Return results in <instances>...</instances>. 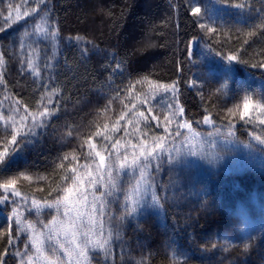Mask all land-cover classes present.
Returning a JSON list of instances; mask_svg holds the SVG:
<instances>
[{
    "label": "trees",
    "instance_id": "1",
    "mask_svg": "<svg viewBox=\"0 0 264 264\" xmlns=\"http://www.w3.org/2000/svg\"><path fill=\"white\" fill-rule=\"evenodd\" d=\"M30 1L0 0V152L7 151L0 164V184L15 175L32 179L20 180L8 190L0 188V197H8L0 202L3 264H18L16 247L22 248L27 240H20L14 209L47 211L48 203L80 185L79 181L73 185L77 174H85L83 183L92 179L88 171L99 179L96 152L108 165L133 145L135 150L141 145L154 147L169 135L168 123L155 113L165 105L163 97H154L156 88L177 87L176 101H169L183 108L188 133L210 131L205 118L212 115L214 102L209 97L220 84L219 91L230 101L247 97L264 105V0H215L221 24L210 36L203 33L189 0ZM41 5L51 31H56L57 45L37 64L38 54L21 52L18 30L24 25L26 7ZM197 42L206 47L213 64L232 67L235 81L211 82L202 92L194 87ZM232 56L236 59L230 60ZM150 95L157 107L151 106ZM45 108L49 111L41 117ZM261 113L264 116V110ZM180 125L177 131L182 130ZM246 130L264 138V126L258 122L238 125L236 138L249 142ZM14 134L16 144L11 142ZM161 162L150 176L163 198L161 216L148 208L137 215L117 210L106 214L114 243L107 263L126 264L129 253L139 264H169L176 252L184 259L180 264L229 260V254L219 256L211 245L220 232L216 220L224 215L226 199L218 205L214 197L188 199L183 186L173 180L167 160ZM221 170L222 176L233 174L230 168ZM247 178L242 171L229 180L234 184L240 180L241 188ZM14 191L21 195H12ZM236 261L252 263L248 254Z\"/></svg>",
    "mask_w": 264,
    "mask_h": 264
},
{
    "label": "rangeland",
    "instance_id": "2",
    "mask_svg": "<svg viewBox=\"0 0 264 264\" xmlns=\"http://www.w3.org/2000/svg\"><path fill=\"white\" fill-rule=\"evenodd\" d=\"M214 2L215 0H189L192 12L196 7L201 9L199 13H193L196 15L200 25L204 26L202 27L203 33L207 36L214 32L213 29L216 31V28L221 24L222 13L219 11L220 8L215 7ZM32 3L30 1V6H32ZM30 6L24 10L26 11V15L23 16L24 25L18 30L19 35L23 38L19 48H21L22 53L25 51L29 56L38 54L35 63L40 64L42 57L57 45L55 42L56 38L53 40L45 32L37 29V25H40L42 28H47L48 32H51L50 23L46 21L47 14L43 10L42 5L36 9ZM193 51V58L197 67L194 87L199 92H202L207 84L211 82L228 84L235 81L236 77L232 67L227 64H213V59L208 55V50L200 42L194 44ZM241 82L245 84L244 80ZM219 86L209 97L214 102L212 105L213 113L208 117V122L206 123L210 131L205 134L188 133L189 127H181L180 135H176L177 130L175 128L178 124H187L183 120V112H179V108L174 103L171 104V108L168 107L170 105L169 100L176 101L177 87L172 88L170 86L168 91H164L161 87L156 88L157 94L154 97H163L165 105L159 106L158 111L155 113H157V118L163 120L164 123H168L169 135L166 138L164 136L160 142L153 145L154 147L144 148L147 151L151 148H156L158 143L162 144V148H156V154L159 155V163H162L161 160L163 158L167 160L168 167L175 177L173 180L180 187L183 186L182 191L188 199L198 197L209 200L214 197L217 205L221 202L220 199H226L224 215L216 220L220 229L219 235L211 242L212 247L216 249L219 256L223 254L231 256L229 260L222 259V264H237V256L246 254L250 255L251 264H264V138L257 134L253 135L251 130H246L250 134V140L249 142H242L234 134L235 128L243 123L258 122V124L264 126V123H262L264 116H262L260 105L253 102H251L248 109V114L243 115L245 100L249 99L243 97L242 99L230 101L227 93H224L223 90L222 92L219 91L223 84ZM148 98L151 100V106H158V104L153 102L151 95ZM229 109L234 110L235 114L230 112ZM127 143L130 142L127 141L125 144ZM139 151L131 146L120 157L123 159L127 155L130 161L133 153L138 155ZM106 167L107 165L105 164V170H107ZM227 168H230L233 174L246 171L247 182L242 183V187L238 188L237 183H241L240 180H236V184L229 180V177L233 174L230 176L220 175L221 169L227 170ZM154 170H156L155 162L151 169L146 170L145 178L151 181L150 176ZM115 175L116 173L113 172V176ZM138 178V174H132L127 177L122 175L120 182L122 191L117 194L119 199L108 198L109 203L104 207L103 216L99 214L100 205L99 203L97 204L98 211L94 217L97 223L94 225L93 233L90 234L92 240L108 238L111 226L106 223V214H114L116 210L126 214L125 209L130 208L132 200L137 199L136 180ZM11 179H15L17 184L20 180L28 181L31 178L15 175L5 179V182ZM89 181L88 179L83 183L82 189L88 195V201L75 205V207H80L86 212L83 218L85 230H87L88 223L87 212L90 211V203L92 201L91 192L95 191L96 195L99 196L100 192L104 190L101 184H97L94 189L91 188ZM80 188L81 185L76 186V189L73 190V196L69 197L70 200H79V192L77 190ZM152 192H155L160 206H153L147 210L151 209L154 215L161 216L163 198L158 195L159 190H156L153 186ZM147 195L150 198L151 192L147 193ZM168 196L166 195V198H169ZM125 197H128V199L125 200ZM47 209L49 210L40 212H27L23 210L22 206L14 209L16 215H14L13 211V216L19 231L20 240L22 238L27 239L22 248L16 247L15 255L18 258V264H21V262L29 264L28 255L33 256L32 264H45L44 261L36 259L35 246L30 239V237L41 231L44 236L39 238L44 240L45 254L53 258L56 255L63 258V251L56 245L55 240L47 239L48 229L44 228V225L50 224L53 217H57L58 220L65 219L62 215L63 208H61V215L59 216H57L55 208L48 207ZM18 218L21 225L31 222L36 228V234L31 229L26 232L21 231L20 227H18ZM100 222L103 224V237H98ZM59 240L65 243L66 247L70 246L65 242L62 233L59 236ZM26 244L28 245L27 254H25ZM113 244L111 236V249ZM245 245H247V248ZM52 247L57 249L55 254L50 251ZM89 257L88 261L82 260L81 264H108L103 252H93L90 248ZM127 259L129 261L126 264H139V261H136L135 254L129 253ZM183 260L179 252H176L170 258L169 261L171 262L169 264H180Z\"/></svg>",
    "mask_w": 264,
    "mask_h": 264
},
{
    "label": "snow or ice",
    "instance_id": "3",
    "mask_svg": "<svg viewBox=\"0 0 264 264\" xmlns=\"http://www.w3.org/2000/svg\"><path fill=\"white\" fill-rule=\"evenodd\" d=\"M200 11L201 9L199 7L193 9L194 13H199ZM201 27L204 26L201 25ZM37 29L41 32H45L48 36H50L53 40H55L56 31L54 29L51 32H48L47 28H42L40 25H37ZM213 31H215V29H213ZM84 51L86 52L87 49H84ZM229 59L235 60L236 57L232 56L229 57ZM28 68L33 69V65L29 63ZM33 71H35V69H33ZM160 87L164 91H168L169 86H160ZM171 87L175 88V85H172ZM49 103H51V100H49ZM250 105H251V101L245 100L243 115L248 114V109ZM168 107L171 108L172 105L170 104ZM261 109L264 110V105H261ZM48 111L49 110L45 108L42 112L39 113V115L43 117L48 113ZM149 111H151V109H149ZM178 111L183 112V108H180ZM229 111L235 114L234 110L229 109ZM139 115L143 116L144 113L141 112L139 113ZM205 121L208 122L207 117L205 118ZM129 123H131V121H129ZM262 123H264V121H262ZM180 127L190 128V125L184 124V125H180ZM29 132L34 135V131L32 128L29 129ZM99 134L100 133H97V135ZM176 135H180L179 131L176 132ZM11 142L13 144L17 143V135L15 134L12 135ZM91 147L94 148L95 145H92ZM113 147H115V145ZM135 147L137 146L133 145V148ZM156 148H162V144L158 143L156 145ZM156 148H151L145 151V148L141 145L139 154L136 155L135 153H133V157L130 161L127 155H125L123 159H121L119 153H117L113 161L107 165V170H105L106 157L102 155L100 152L95 153V155L99 157V163L97 164V169H98L97 176H99V179L93 176L91 171H88L86 175L92 176V179L89 181L91 188L94 189L97 184H101V187L104 190L100 192L99 196L96 195L95 191L91 192L92 201L90 203V211L87 212V222H88L87 230H85V226L83 224V218L86 215V212L80 207H75V205H77L78 203L88 201V195H86L82 190L83 180L81 179V175H85V174H77L73 178V185H75L77 181H79L81 185V188L77 190L79 192V200L69 199V197L73 196V188L69 187L68 189H66V195H64L62 198H57L54 202L47 204V207L55 208L57 212V216L61 215V208H63L62 215L65 217V219L58 220L57 217H53L50 224L44 225V228L48 229L47 239L56 241V245L64 253L63 258H61L59 255H56L55 258L46 255L44 249V240L39 238L41 236H44V233L41 231L40 233L36 234V228L31 222H28L25 225H21L19 224V218H18V227H20L21 231L26 232L27 230L31 229L32 232L36 234L33 237H30L32 244L35 246L36 259L44 261L45 264H81L82 260L88 261L90 259L89 257L90 248L91 251L93 252H97V251L103 252L105 259H107V257L111 254L112 251L110 247V239L112 236L111 231H109L107 239L97 238L96 240H92L90 237V234L93 233L94 225L97 223V221L94 219L98 211L97 204L99 203L100 205L99 214L103 216L104 207L106 204L109 203L108 198L112 197L117 200L119 199V196L117 194L122 191L120 187L122 175L124 177H127L132 174H138L139 178L136 180L137 199L132 200L131 207L125 209L126 214L133 215L140 212L141 209L151 208L153 206L159 207L160 206L159 200L155 192H152L151 181L145 178L146 170L151 169L153 167L154 162H155V169L156 170L160 169L159 155L156 154ZM6 155H7V151L0 152V164L4 162V157ZM85 167L88 166L86 165ZM73 172H75V169H73ZM113 172L116 173L115 176H113ZM105 177H107L106 182H105ZM15 185H16V180L11 179V180H7L3 184H0V188L8 190L9 188H14ZM149 192H151L150 198L147 195V193ZM12 195L20 196L21 194L19 191H14ZM7 199H8L7 196H2L0 197V202H4ZM127 199L128 197H125V200ZM32 205L38 207V202L33 200ZM14 215H16L15 210H14ZM61 233L64 236L65 242L70 245L69 247H66L65 243L60 242L59 236ZM98 237H103L102 222H100V230L98 233ZM245 247L247 248V245H245ZM27 248L28 245L26 244L25 254H27ZM56 250H57L56 247H52L50 249V251L54 254L56 253ZM27 259L29 264H32L33 256L28 255ZM0 264H3L2 259H0ZM21 264H23V262H21Z\"/></svg>",
    "mask_w": 264,
    "mask_h": 264
}]
</instances>
